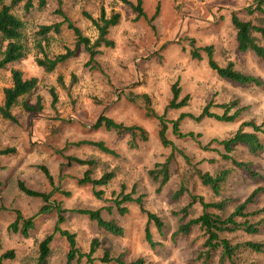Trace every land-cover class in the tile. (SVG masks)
<instances>
[{"label": "rangeland", "instance_id": "1", "mask_svg": "<svg viewBox=\"0 0 264 264\" xmlns=\"http://www.w3.org/2000/svg\"><path fill=\"white\" fill-rule=\"evenodd\" d=\"M136 2L137 0H131ZM253 0H143L145 16L136 19L137 13L121 0H49L47 6H34L25 10L23 4L14 7V12L25 22L24 41L30 48L25 61L13 63L0 69V104L3 88L12 84L11 69L23 71L25 77L36 76L39 84L21 101L42 108L28 111L20 104L12 112L17 121L0 116V149L13 147L14 153L0 154V254L14 249L16 258L6 263L37 264L38 244L46 234L53 232L57 212L39 215L29 236L13 233L9 225L18 217L29 218L40 210L44 201L41 197L29 196L19 190L17 182L23 180L29 188L51 192L50 204L59 202L65 212L64 229L75 232L78 246L85 253L90 251L94 238L100 246L94 253V264H115L101 261L106 250L112 256H120L127 262L142 258L145 264H200L197 260L206 235L195 225L188 235H175L181 209L192 195L202 196L206 202L226 201L225 209L209 208V211L228 216L258 186L264 187V150L258 155L250 154L246 147L235 148L230 154L238 160L250 161L253 169L261 174L259 179L242 169L236 168L231 160L225 159L224 147L218 141L231 137L244 121L264 122V61L251 51L240 52L231 14L248 7ZM10 3V0L7 1ZM1 8V5H0ZM104 8L107 16L113 11L121 13L118 25L110 28L108 37L115 41L114 47L101 46V52L91 60L82 44L76 48V38L67 23L59 34H52L47 48L50 55L64 53L67 48L76 49L67 61L60 63L52 72H46L34 62L38 30L41 25L63 21L61 10L79 26L84 35L94 41L98 30L84 15L90 13L99 17ZM155 18L150 22V19ZM243 17L248 18L247 15ZM154 25V28L152 27ZM195 39L198 47L213 45L214 56L222 66L230 61L242 72L258 76L263 84L242 85L221 79L208 64V58L201 50L202 58L190 56V40ZM65 82L63 87L58 77ZM178 82L181 98L188 96V102L179 109L167 108L172 98V85ZM58 94V102L52 106L51 88ZM147 94L150 107L158 114H165L169 122L168 137L179 151L185 152L190 162L179 151L173 162V176L157 191L148 172L156 163L163 162L172 148L162 145L158 131L159 121L147 116L144 98L133 101L129 95ZM236 100L240 113L234 121L218 120L215 117L199 116L207 105L213 113L223 114L222 104ZM237 108H232L234 113ZM105 114L118 122L138 124L148 130L146 141L131 148L127 141L129 133L116 134L103 129L93 130L97 118ZM38 116V118H37ZM172 120H180L182 132H194L197 138L177 137L172 130ZM250 131L251 127L245 126ZM264 137V134L259 133ZM82 140H104L117 155L102 152L90 144L75 143ZM11 145H10V144ZM68 156L95 159L91 167L93 177L99 178L106 171H114L115 177L105 186L103 199L94 193L91 184L78 182L88 165L69 163ZM46 165L55 179V190L38 165ZM224 168H231L232 174L216 195L202 184L197 170L216 174ZM185 177L188 186L181 196L180 189ZM134 190V197L143 196L147 210L158 214L164 228L160 231L154 221L149 222L146 213L136 203L125 204L129 213L117 212L114 199L122 191ZM264 207V194L256 196L249 204L250 210ZM102 209L107 220H115L124 228V235L116 237L87 215L72 212V209ZM110 208V209H109ZM203 206L196 202L189 209L183 222L198 217ZM261 216H256L255 220ZM254 218V217H253ZM150 228L153 245L146 238V227ZM232 242L247 240L264 241V227L258 234L243 231L225 233ZM70 246L66 238L56 234L51 245L48 264H65ZM245 264H264V256L254 253L241 255ZM72 264H88L87 258Z\"/></svg>", "mask_w": 264, "mask_h": 264}, {"label": "trees", "instance_id": "2", "mask_svg": "<svg viewBox=\"0 0 264 264\" xmlns=\"http://www.w3.org/2000/svg\"><path fill=\"white\" fill-rule=\"evenodd\" d=\"M0 0V69L6 68L13 63H18L27 59L30 56V48L27 42L24 41V28L25 22L15 12L14 7L23 4L25 10H30L34 6L39 9H43L47 6L49 0ZM123 3L128 4L137 13L136 19L145 16L143 8V0H137L132 2L131 0H121ZM63 21L56 22L48 25H41L38 34L41 36L37 40L36 48L37 52L33 55L34 62L36 65L46 72H52L56 67L75 54L76 49L67 48L66 52L50 55L47 48L51 42L52 34H59L62 30V25L67 23L69 29H72L76 38V48L80 45H84L86 50L89 52L91 60L95 59L101 50V46L114 47L115 41L108 37L110 28L118 25L121 21L122 15L118 11H113L110 16L104 8L101 9L100 16L94 17L90 13L84 12V15L92 22V24L98 30L97 38L92 41L90 37L84 35L82 29L77 26L72 20H70L61 10ZM247 15L248 18L243 17ZM155 18L153 16L150 22ZM231 22L236 31L237 46L240 52L251 51L257 58L264 61V0H253V2L241 11H234L231 14ZM154 28V25H152ZM190 40V39H189ZM190 56L193 59L202 58L201 50L204 51L208 58V64L217 75L224 80H228L234 83L242 85H256L261 86L262 80L253 74L242 72L235 67L234 62L230 61L227 65L222 66L218 63L214 56L213 45H206L198 47L196 40L191 39L190 41ZM12 84L3 88V100L0 104V116L3 119L11 120L16 122L17 118L13 114L12 110L17 105H22L24 109L28 111H35L41 109L42 106L39 104V108L29 105L26 102L21 101L22 98L31 93L37 88L39 79L36 76L25 77L24 73L19 68L11 69ZM59 83L65 87V82L62 76L58 77ZM172 98L167 106L171 109H179L185 106L188 102V96L181 98V87L178 82H175L171 88ZM52 94V106L55 107L58 102V94L55 88H51ZM130 99L137 101L139 98H144L146 102L147 116L155 117L159 121L158 135L163 146L171 147L172 151L165 161L156 163L154 168L150 169L148 174L152 182L156 183L157 191H161L162 188L169 182L173 176V162L176 160V151H179L176 145L168 137L169 122L166 119L165 114H158L150 107V99L147 94L136 95L131 93ZM210 104L207 105L199 116H195L196 119H201L205 116L215 117L218 120L223 121H234L240 113V108L237 105V101L233 100L230 103L222 104L224 108L223 114L213 113L210 110ZM237 108L234 113H230L232 108ZM173 133L180 138L192 137L197 138V134L194 132L184 133L180 129V120H172ZM245 126L252 128L250 131L244 130ZM93 130L103 129L105 131L114 132L116 134L129 133L131 135L128 140V145L131 148L138 147L139 142L146 141L148 139V130L138 124H125L118 122L114 118L101 114L96 122L91 126ZM259 133L264 134V122L257 124L255 121H244L236 132L229 138L218 141L223 145L225 153L223 157L231 160L236 168L242 169L249 173L253 179H259L261 174L253 169L250 161L238 160L233 157L230 153L234 151L237 146H244L248 149L250 154L258 155L264 150V137ZM90 144L102 152L117 155L116 151L102 140H82L77 143ZM16 151L15 148L7 147L0 149V154H10ZM185 158L186 162H190L189 156L179 151ZM67 160L69 163L76 162L80 165H88L89 168L85 171L84 175L79 178L80 184H91L94 187V193L99 199H103V190L96 189L97 186H105L111 182L115 177L114 171H106L101 177H93L91 167L95 165V159H83L75 156H68ZM38 167L44 172L49 180L51 186L55 188V179L51 174L49 168L46 165H38ZM231 168H224L216 174L210 172H204L197 170L199 178L203 185L209 186L216 195L221 193L223 185L227 182L232 174ZM183 183L185 177L183 176ZM19 190L29 196L41 197L44 204L41 206L38 213L35 215L24 218L21 212L17 211L18 217L15 222L9 225V230L13 233H21L24 237L29 236L30 231L35 227L36 218L44 213H51L53 210L57 212V220L54 226V230L51 233L45 235V237L38 244V259L37 264H48L49 256L51 255V245L56 234L66 238L70 250L67 253V260L65 264H72L73 261H80L82 258H87L88 264H94V253L100 246V240L94 238L91 243L90 251L85 253L78 246L77 235L75 232H71L64 229L61 223L65 221V212L68 210L62 208V204L54 202L50 204L51 192H43L29 188L23 180L18 181ZM188 186L184 183L180 189L176 191L175 195L181 196L187 191ZM134 190L132 192H125V185L122 186V191L113 200L117 212L122 216L129 213V208L125 204L136 203L142 212L148 216V221H154L158 230L164 228V222L162 218L145 207L144 197H134ZM264 194V187L258 186L251 194L241 203H239L235 209L228 215L223 217L218 213L209 211V208H218L220 210L225 209L226 201L222 200L219 202H206L202 196L192 195L191 201L184 206L180 212L184 213L178 228L174 232L175 235H188L192 227L199 225L206 235V240L198 252L197 260L200 264H245V259L241 257L245 252L254 253L256 255L264 256V241H253L247 240L245 242L234 243L228 237L223 236L225 233H232L237 231H243L248 234L260 233L262 227H264V207L256 210H250L249 204L255 201V198L259 194ZM200 202L203 206V212L201 215L195 218H191L187 222H183V218L187 216L189 209L194 203ZM110 209V208H109ZM72 212L81 213L87 215L91 220L96 221L100 228H103L106 232L111 233L116 237L124 235V228L118 224L115 220H107L102 214V209H72ZM255 220L256 216H261ZM254 217V218H253ZM146 238L152 245V234L150 228L146 227ZM0 238V247H1ZM16 258V252L14 249H8L0 255V264H13L6 263L8 260H14ZM101 261L105 263L115 264H145V260L142 258L134 261L127 262L121 255L112 256L110 251L106 250L101 257Z\"/></svg>", "mask_w": 264, "mask_h": 264}, {"label": "crops", "instance_id": "3", "mask_svg": "<svg viewBox=\"0 0 264 264\" xmlns=\"http://www.w3.org/2000/svg\"><path fill=\"white\" fill-rule=\"evenodd\" d=\"M25 60H27V59H24L23 61H25ZM130 98V97H129ZM37 118H38V116H37ZM129 139H130V137H129ZM128 139V140H129ZM102 141H104V140H102ZM105 142V141H104ZM106 143V142H105ZM127 143H128V141H127ZM10 144V143H9ZM11 145V144H10ZM107 145V144H106ZM128 145V144H127ZM108 146V145H107ZM239 147H243V146H237L236 148H239ZM5 148H7V147H5ZM4 149V148H3ZM44 174V173H43ZM45 177H46V175H44ZM46 179H47V177H46ZM48 180V179H47ZM17 184H18V182H17ZM55 237H56V235H55ZM54 240H55V238H54ZM53 240V241H54ZM1 255V254H0Z\"/></svg>", "mask_w": 264, "mask_h": 264}]
</instances>
